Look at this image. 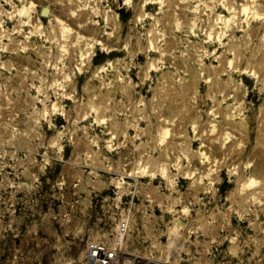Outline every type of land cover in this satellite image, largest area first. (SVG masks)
I'll return each instance as SVG.
<instances>
[{"label": "rangeland", "instance_id": "1", "mask_svg": "<svg viewBox=\"0 0 264 264\" xmlns=\"http://www.w3.org/2000/svg\"><path fill=\"white\" fill-rule=\"evenodd\" d=\"M0 264H264V0H0Z\"/></svg>", "mask_w": 264, "mask_h": 264}, {"label": "bare ground", "instance_id": "2", "mask_svg": "<svg viewBox=\"0 0 264 264\" xmlns=\"http://www.w3.org/2000/svg\"><path fill=\"white\" fill-rule=\"evenodd\" d=\"M104 253L101 251V250H94L93 252H92V255L94 256V257H98V258H100V262H105V261H107L108 260V258L110 257V256H113V255H110L109 253L106 255V257L105 258H101V256L103 255ZM103 260V261H102ZM98 261V260H97ZM96 262V261H95Z\"/></svg>", "mask_w": 264, "mask_h": 264}]
</instances>
